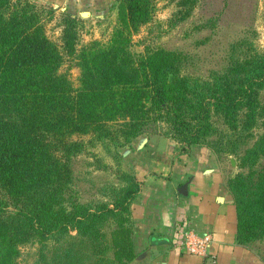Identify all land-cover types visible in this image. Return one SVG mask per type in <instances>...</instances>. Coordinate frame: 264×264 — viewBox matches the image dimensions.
<instances>
[{"label":"trees","instance_id":"1","mask_svg":"<svg viewBox=\"0 0 264 264\" xmlns=\"http://www.w3.org/2000/svg\"><path fill=\"white\" fill-rule=\"evenodd\" d=\"M125 5L123 27L107 47L94 42L78 49L76 17L63 16L60 43H55L46 31L53 9L30 0H0V249L4 239L17 246L36 232L48 236L77 229L96 235L101 221L129 212L140 189L134 177L112 205L54 210L53 202L71 181V158L80 151L102 145L113 154L120 142L126 145L159 121L172 126V137L196 145L211 132L212 112L234 121L245 114V124L264 114V107L256 109L264 89V57L241 61L235 78L226 73L195 85L193 93L185 87L175 90L167 67L151 57L135 63L128 51L126 30L150 21L151 0H125ZM77 56L83 79L79 92L59 71L65 58ZM257 175L255 180L254 172L239 174L228 183L241 244L264 237V170ZM5 256L0 250V264H15ZM93 264H100V258Z\"/></svg>","mask_w":264,"mask_h":264},{"label":"rangeland","instance_id":"2","mask_svg":"<svg viewBox=\"0 0 264 264\" xmlns=\"http://www.w3.org/2000/svg\"><path fill=\"white\" fill-rule=\"evenodd\" d=\"M30 1L54 10L52 19L48 20L51 14L46 17V31L55 43H60L63 16L76 17L80 21L78 49L94 42L99 43L97 47H107L116 30L123 27L127 13L125 0ZM150 17L137 29L126 30L128 51L135 63L151 57L167 67L169 85L175 90L185 87L193 93L195 85L212 83L217 75L226 73L235 78L241 61L264 57V0H151ZM79 63L78 56L67 57L59 69L78 92L83 86ZM198 91L205 93L201 87ZM257 103L259 112L264 107V89L259 91ZM244 115L234 121L223 112H212L211 132L196 145L172 137V126L159 121L126 145L120 142L113 154L102 145L82 150L71 158V181L53 202L54 210L84 205L98 210L102 204L112 205L111 199L132 177L139 183L150 178L147 150L153 145L159 155L165 150L173 152L175 162L190 165L188 183H223L227 187L236 175L247 177L253 172L256 180L264 170V114L254 124H245ZM256 149L257 155L253 154ZM133 212L130 205L121 217L101 221L96 235L77 229L48 236L36 232L30 241L17 246L4 239L0 250L15 264H93L97 258L100 264H146L145 252L136 250ZM53 215L54 211L47 215L49 222ZM253 246L255 252L242 256L244 262L264 259V237Z\"/></svg>","mask_w":264,"mask_h":264},{"label":"crops","instance_id":"3","mask_svg":"<svg viewBox=\"0 0 264 264\" xmlns=\"http://www.w3.org/2000/svg\"><path fill=\"white\" fill-rule=\"evenodd\" d=\"M147 152V166L151 167L147 175L151 176L140 183L131 204L136 221L135 246L138 252H145L146 264H203L201 257L189 254L183 246L188 233L210 234L211 250L219 264H264V259L242 260V256L255 252L253 244L259 239L238 242L237 211L228 186L188 183L190 165L175 162L173 152L165 150L159 155L156 145ZM154 235L168 240L163 250L152 246Z\"/></svg>","mask_w":264,"mask_h":264},{"label":"built area","instance_id":"4","mask_svg":"<svg viewBox=\"0 0 264 264\" xmlns=\"http://www.w3.org/2000/svg\"><path fill=\"white\" fill-rule=\"evenodd\" d=\"M212 237L210 234L197 235L188 233L183 241V246L191 255L199 256L203 264H219L217 255L211 250Z\"/></svg>","mask_w":264,"mask_h":264},{"label":"water","instance_id":"5","mask_svg":"<svg viewBox=\"0 0 264 264\" xmlns=\"http://www.w3.org/2000/svg\"><path fill=\"white\" fill-rule=\"evenodd\" d=\"M167 241L168 240L165 237L158 236V235H154L151 238V244H152V246H155L158 250H163L164 249V246H165V243Z\"/></svg>","mask_w":264,"mask_h":264}]
</instances>
